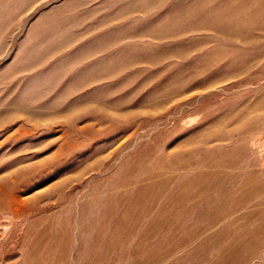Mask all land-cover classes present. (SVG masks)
Masks as SVG:
<instances>
[{
	"label": "rangeland",
	"instance_id": "1",
	"mask_svg": "<svg viewBox=\"0 0 264 264\" xmlns=\"http://www.w3.org/2000/svg\"><path fill=\"white\" fill-rule=\"evenodd\" d=\"M0 264H264V0H0Z\"/></svg>",
	"mask_w": 264,
	"mask_h": 264
}]
</instances>
